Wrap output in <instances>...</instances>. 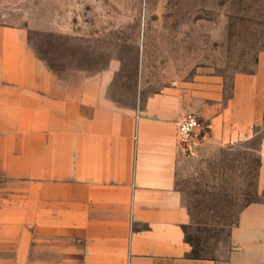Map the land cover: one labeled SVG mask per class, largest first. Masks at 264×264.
Segmentation results:
<instances>
[{
	"label": "crops",
	"instance_id": "crops-1",
	"mask_svg": "<svg viewBox=\"0 0 264 264\" xmlns=\"http://www.w3.org/2000/svg\"><path fill=\"white\" fill-rule=\"evenodd\" d=\"M257 56L229 90L207 76L130 107L111 94L116 66L59 75L29 28L0 24V264H264V202L241 210L225 261L194 258L177 187L184 156L263 132ZM188 114L202 129L185 150ZM257 152L263 188L264 137Z\"/></svg>",
	"mask_w": 264,
	"mask_h": 264
},
{
	"label": "rangeland",
	"instance_id": "rangeland-1",
	"mask_svg": "<svg viewBox=\"0 0 264 264\" xmlns=\"http://www.w3.org/2000/svg\"><path fill=\"white\" fill-rule=\"evenodd\" d=\"M0 24L29 28L31 46L59 75L116 66L111 94L130 107L207 76L229 90L264 51V0H0ZM261 137L208 145L179 164L186 234L199 256L225 261L241 210L264 201Z\"/></svg>",
	"mask_w": 264,
	"mask_h": 264
},
{
	"label": "built area",
	"instance_id": "built-area-1",
	"mask_svg": "<svg viewBox=\"0 0 264 264\" xmlns=\"http://www.w3.org/2000/svg\"><path fill=\"white\" fill-rule=\"evenodd\" d=\"M202 124L197 116L186 115L179 123V142L183 149H187L199 138Z\"/></svg>",
	"mask_w": 264,
	"mask_h": 264
},
{
	"label": "trees",
	"instance_id": "trees-1",
	"mask_svg": "<svg viewBox=\"0 0 264 264\" xmlns=\"http://www.w3.org/2000/svg\"><path fill=\"white\" fill-rule=\"evenodd\" d=\"M254 202H259V201H252V202H250V203H254ZM262 202H264V201H262ZM250 203H249V204H250ZM185 232H186V229H185ZM186 240H187V242H188V243L191 245V247H192L191 255L194 256V258H201V256H199V255L197 254V251H196V245H195L190 239L187 238V234H186Z\"/></svg>",
	"mask_w": 264,
	"mask_h": 264
}]
</instances>
